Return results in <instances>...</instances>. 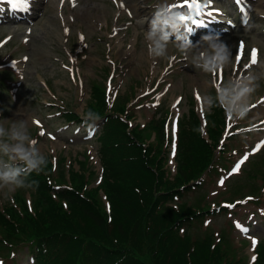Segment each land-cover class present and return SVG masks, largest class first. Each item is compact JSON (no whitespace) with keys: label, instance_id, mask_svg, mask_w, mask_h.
Returning <instances> with one entry per match:
<instances>
[{"label":"rangeland","instance_id":"obj_1","mask_svg":"<svg viewBox=\"0 0 264 264\" xmlns=\"http://www.w3.org/2000/svg\"><path fill=\"white\" fill-rule=\"evenodd\" d=\"M246 2L245 12L236 10L228 0H211V7L221 13L216 17L223 20L227 14L233 26L205 16L203 19L214 22L221 32L208 35L204 31L199 38H188V42L179 36L183 31H171L177 34L172 37L167 21L162 22L170 17L168 13L186 14L187 7H170L182 0H66L61 9L53 0H35L23 22L2 19L0 173L18 174L14 180H0V210L16 207L18 197H24L29 209L33 208L32 194L20 184L21 169L29 163L15 151L17 148L29 159L39 156L51 160L57 165L52 169L54 178L71 166L91 171L89 188L98 186L102 169L96 134L101 122L96 119L88 129L63 116L71 111L85 118L93 85L103 86L105 91L109 88L111 105L116 98V107L122 101L127 103L128 113L135 117L133 124L140 126L158 117L159 112L169 116L173 125L177 116L184 120L193 105L202 117L211 114L210 103L218 93L227 110L229 131L235 130L237 135L216 150V171L173 204L213 209L239 202L229 211L211 215L204 224L202 218L195 219L189 232L195 238L206 232L224 236L234 255L251 264L258 240H264V0ZM243 20L245 25L241 24ZM148 34L154 39L150 40ZM253 50L259 57L256 55L257 62L245 70L243 65L249 63ZM237 69L251 78L242 92ZM192 98H196V104L192 105ZM165 169L172 178L175 162L168 153ZM54 184L58 186L57 179ZM240 185L244 190L239 192ZM99 193L106 205L103 191ZM255 194L258 199L245 198ZM237 221L248 228L247 233L235 227ZM9 257L10 252L0 246L3 264L31 261L26 250L18 252L13 260Z\"/></svg>","mask_w":264,"mask_h":264},{"label":"trees","instance_id":"obj_2","mask_svg":"<svg viewBox=\"0 0 264 264\" xmlns=\"http://www.w3.org/2000/svg\"><path fill=\"white\" fill-rule=\"evenodd\" d=\"M90 98L83 121H101L100 183L89 188L92 172L71 166L54 178L52 162L36 156L37 169L29 166L20 179L32 194V210L24 197L15 200L16 207L0 210V246L10 252L9 258L26 250L29 264H243L224 236L216 240L212 233L200 238L189 233L192 221L220 210L172 205L215 169L225 116L219 102L211 103L209 141L195 110L181 120L177 170L170 178L165 169L171 143L166 117H154L144 127L132 126L127 103L110 109L103 86L93 85ZM66 117L82 122L72 112ZM258 252L254 264H264V243Z\"/></svg>","mask_w":264,"mask_h":264},{"label":"snow or ice","instance_id":"obj_3","mask_svg":"<svg viewBox=\"0 0 264 264\" xmlns=\"http://www.w3.org/2000/svg\"><path fill=\"white\" fill-rule=\"evenodd\" d=\"M63 2V0H62ZM235 2L240 5L241 4V0H235ZM8 5V10L9 11H27L30 9L31 7V0H0V5ZM193 5L196 6V16L197 17H212L213 19L216 16H219L221 13L219 12L218 9L212 8L211 7V0H182V3L178 4V5H173L170 7H187L190 11L193 8ZM208 9L207 11H202L201 9ZM4 9L2 7H0V11H3ZM243 10V9H242ZM129 15H131V12H129ZM181 22H185V21H190V23L192 25H195L196 27H206L208 23H211V20H204V19H196L193 18L191 15H181L179 17ZM186 27V31L191 32L192 29ZM67 31V29H66ZM81 39H83V37H81ZM241 50L243 48V45L241 44L240 46ZM240 59H241V54L238 51L237 55H236V62H237V66L239 67L240 65ZM256 50H253L252 52V57L251 60L249 61L248 64L243 65V68L245 70L249 69L252 67V65H254L256 63ZM236 71V69H234V72ZM215 75V72H214ZM223 75H222V70L220 73V80L222 81ZM216 86L219 88V83L216 84ZM197 100H200L199 95L197 94ZM175 131V129L173 128V132ZM45 133L41 132V135H44ZM54 138V137H53ZM264 143V142H262ZM175 154V149L173 148V155ZM247 159V155L245 157H243L241 159V161H239L237 163V165L233 168V173L237 172L239 170V166L240 163L243 162V160ZM220 183H223V181H220ZM250 199V198H249ZM234 206V205H233ZM232 207V206H230ZM235 227L241 231L242 233H247L248 232V228L245 225L240 224V222H235ZM255 246V240H253V247ZM255 262V257H253V264ZM0 264H3V262H0Z\"/></svg>","mask_w":264,"mask_h":264},{"label":"bare ground","instance_id":"obj_4","mask_svg":"<svg viewBox=\"0 0 264 264\" xmlns=\"http://www.w3.org/2000/svg\"><path fill=\"white\" fill-rule=\"evenodd\" d=\"M63 1H64V0H63ZM61 2H62V0H53V4H54L56 7H57V6L59 7V6L61 5ZM121 8L124 9V8H125L124 5H122ZM189 15H192V16L194 17L196 14H194L192 11H189ZM143 21H144V20H143ZM140 23H141V21H140ZM142 24H143V23H142ZM148 38H149L150 40H153V39H154V36L151 35V34H148ZM238 80H239V81H238V89H239L240 92H242V91H244V90L248 87L251 78H250L249 76L244 77V75H241V74H240Z\"/></svg>","mask_w":264,"mask_h":264},{"label":"clouds","instance_id":"obj_5","mask_svg":"<svg viewBox=\"0 0 264 264\" xmlns=\"http://www.w3.org/2000/svg\"><path fill=\"white\" fill-rule=\"evenodd\" d=\"M15 151H17L21 155V158L26 159L28 161L30 167L32 168L36 167V162L29 159L21 148H17L15 149ZM17 174H18L17 172L0 173V180H5V181L14 180Z\"/></svg>","mask_w":264,"mask_h":264}]
</instances>
